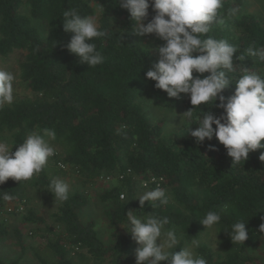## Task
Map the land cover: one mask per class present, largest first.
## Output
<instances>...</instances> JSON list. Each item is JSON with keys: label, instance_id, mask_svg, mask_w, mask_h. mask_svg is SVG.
Instances as JSON below:
<instances>
[{"label": "trees", "instance_id": "obj_1", "mask_svg": "<svg viewBox=\"0 0 264 264\" xmlns=\"http://www.w3.org/2000/svg\"><path fill=\"white\" fill-rule=\"evenodd\" d=\"M244 4L245 0H224L219 10L224 23L213 25L206 34L227 40L237 48L235 55H245L243 61L235 60L234 55L235 70L228 73L233 83L245 70L264 77V61L246 53L249 46L264 47V16L243 13ZM69 8L82 16L97 14L98 27L108 33L93 41L105 58L102 64L89 68L65 47L70 38L63 29V12ZM230 9L238 11L229 16ZM152 15L150 7L149 19ZM134 27L118 0H0V57L24 52L18 78L30 92L16 95L11 105L0 110V140L16 144L15 151L32 131L41 135L45 128L56 132V140L49 141L56 154L48 158L40 174L21 182L9 178L0 185V203L23 200L27 204L24 212L11 215L21 225L40 226L33 227L34 234L45 230L50 236L41 244L30 245L32 260L0 257V264H135L136 243L127 231L129 210L141 218L149 213L167 217L165 229L174 228L185 239L196 238L205 229L199 220L208 211L220 212L221 221L214 226L217 249L201 244L197 255L207 264H264V232L260 231L264 224V161L259 159L264 149L250 152L245 163L232 165L215 137L195 143L190 131L198 127L196 123L190 125L186 120L189 129L179 136L165 135L162 122L152 121L139 102L145 90L168 110L193 109L194 117L203 111L219 115L222 109L211 104L192 106L187 94L175 99L156 89L155 81L145 76L152 67L151 51ZM144 38L154 49L163 43L153 34ZM234 90L235 84H230L222 94L229 97ZM121 125L126 128L117 134ZM210 144L215 150L209 149ZM70 173L80 187L69 192L67 201H56L48 191L49 184ZM106 177L117 180L96 195L104 204L100 219L108 231L107 241L98 235L94 219L83 221L80 215L90 199L88 186ZM141 177L146 181L145 191L139 186ZM158 186L166 190L169 203L153 208L146 201L140 209L138 198ZM43 189L56 205L50 224L30 204L29 193ZM5 193L10 200L3 198ZM225 205L227 211H222ZM239 220L247 222L244 243L232 242L228 234ZM7 237L24 250L20 228L0 210V241ZM179 249L177 245L174 250Z\"/></svg>", "mask_w": 264, "mask_h": 264}, {"label": "clouds", "instance_id": "obj_2", "mask_svg": "<svg viewBox=\"0 0 264 264\" xmlns=\"http://www.w3.org/2000/svg\"><path fill=\"white\" fill-rule=\"evenodd\" d=\"M223 3L224 0H118L119 6L126 9L135 22L134 32L138 36L153 34L163 41L154 49L157 62L145 73L147 79L155 81L154 87L166 92L169 98L180 99L181 94H187L192 106L211 104L222 109L219 115L203 111L195 117L194 110L189 109L181 117L190 125H198L190 131L195 143L203 144L206 139L211 141L215 137L225 147L233 165L245 163L250 152L264 149V77L245 70L233 83L228 73L235 70L237 48L225 39L206 36L213 25L224 23L219 13ZM150 7L154 12L151 19ZM237 11L230 9L228 15L233 16ZM63 29L73 34L65 47L79 57L80 63L94 68L104 62V56L93 41L108 33L98 27L94 16H82L76 9L69 8L63 12ZM246 53L264 61V47L249 46ZM244 59V54L235 55V60ZM194 72L198 74L195 77ZM15 80L13 72L0 70V110L14 102ZM230 84H235L234 93L225 97L222 93ZM125 128L126 125H121L117 134ZM55 140V130L47 128L43 129V135L32 131L14 152L12 148L16 144L10 146L7 141L0 140V185L9 178L21 182L40 174L48 158L56 154L49 142ZM209 149L215 150L211 144ZM259 159L264 161V152ZM48 191L56 201L64 202L69 198V186L63 180L53 179ZM3 198L10 200L11 196L5 193ZM138 199L140 209L146 201L153 208L169 203L166 190L159 186L144 192ZM227 207L225 205L222 211H227ZM135 212L129 210L126 214L127 231L137 244L135 264H207L205 258L193 251L200 246L198 240H193L191 247L174 250L179 240L175 230L164 231L169 224L167 217L149 213L141 218ZM220 221L221 213L217 211H208L199 220L205 229ZM246 223L239 220L232 224L230 233L225 232L232 242L244 243L248 239ZM260 231L264 232V224L260 225Z\"/></svg>", "mask_w": 264, "mask_h": 264}, {"label": "rangeland", "instance_id": "obj_3", "mask_svg": "<svg viewBox=\"0 0 264 264\" xmlns=\"http://www.w3.org/2000/svg\"><path fill=\"white\" fill-rule=\"evenodd\" d=\"M243 13H252L259 16H264V0H245V4L242 8ZM97 19V14L94 15ZM73 34L70 32H66V37L71 39ZM141 42L147 46L151 51V56H149V61L153 65L158 60V55L155 52L154 48L150 43L143 37L139 36ZM24 52L21 51H13L8 54L6 57H0V70L11 71L15 74L16 80L14 82V97L16 95H29L30 92L26 88L25 84L22 83L18 78V64L22 60ZM139 102L142 104L144 110L150 117V119L154 122H162L163 125V133L165 135H175L179 136L184 129H188L189 123L185 118L181 117L184 111L181 108H177L175 110H168L161 102H159L155 96L148 90H145L139 96ZM181 121V124H180ZM176 126H174V125ZM73 174H67L63 176H57L55 179L63 180L69 186V192L74 190L75 187H80V182L77 181L76 177L72 176ZM139 179V186L142 188V191H145L147 187H145L146 181L141 177ZM117 180L115 178H98L92 182L88 186V193L90 195L89 202L85 207H83L80 211L81 219L86 221L88 219H94L96 221V231L101 239L107 241L108 240V231L104 227L100 214L104 209V204L99 202L96 198L98 192L104 188L110 187L115 184ZM32 196L30 200V204L34 205L37 211L42 214L45 219V222L50 224L52 221V211L55 209L56 205L51 201V197L48 192L43 190H32L29 196ZM16 203H1L2 207L0 210L3 213L4 218L12 224L18 226L23 234V245L24 250L21 249L20 245L14 242L11 237H7L5 240L0 241V257L5 260L15 259L18 256H22V259L29 261L32 260V252L30 251V245L41 244L45 241V238L50 236L48 231L39 230L35 231L34 234L32 232L33 227L39 228L36 225L32 224H23L21 225L17 218L12 213H22L25 211L27 204L25 201L23 202L22 209H18L20 205ZM9 208L10 210H6ZM42 228L45 226L41 225ZM175 230L174 228H171ZM168 229L164 228V231ZM176 232V230H175ZM178 237L180 248L191 247L193 240H198L201 244H207L213 249H217L218 245V236L217 231L214 227L209 229H204L199 236L193 239H185L182 235L176 232ZM137 247V244L134 245V249ZM193 251L197 254L196 248H193Z\"/></svg>", "mask_w": 264, "mask_h": 264}, {"label": "built area", "instance_id": "obj_4", "mask_svg": "<svg viewBox=\"0 0 264 264\" xmlns=\"http://www.w3.org/2000/svg\"><path fill=\"white\" fill-rule=\"evenodd\" d=\"M13 151V150H12ZM14 152V151H13ZM108 178V177H107ZM121 197H123V195H121ZM23 200L22 201H20L18 204L20 205V207L18 208V209H22V207H23ZM0 207H2V205H1V203H0ZM6 210H10L9 208H7Z\"/></svg>", "mask_w": 264, "mask_h": 264}]
</instances>
